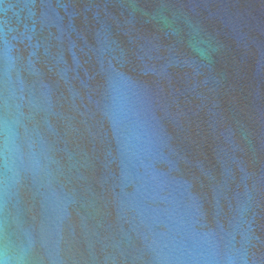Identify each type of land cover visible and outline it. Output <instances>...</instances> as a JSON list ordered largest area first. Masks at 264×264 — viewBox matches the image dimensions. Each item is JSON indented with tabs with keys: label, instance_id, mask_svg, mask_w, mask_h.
I'll return each mask as SVG.
<instances>
[{
	"label": "water",
	"instance_id": "water-1",
	"mask_svg": "<svg viewBox=\"0 0 264 264\" xmlns=\"http://www.w3.org/2000/svg\"><path fill=\"white\" fill-rule=\"evenodd\" d=\"M0 264H264V0H0Z\"/></svg>",
	"mask_w": 264,
	"mask_h": 264
}]
</instances>
